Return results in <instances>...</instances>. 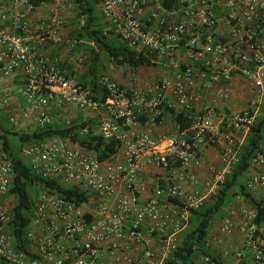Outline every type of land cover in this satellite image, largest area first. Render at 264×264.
Listing matches in <instances>:
<instances>
[{"label":"built area","instance_id":"1","mask_svg":"<svg viewBox=\"0 0 264 264\" xmlns=\"http://www.w3.org/2000/svg\"><path fill=\"white\" fill-rule=\"evenodd\" d=\"M96 8L107 30L153 53L166 74L141 88L132 72L129 90L102 77L106 95L98 97L66 75L49 50L75 43L68 32L85 25L73 0H0V72L22 75L16 92L30 108L12 112L10 124L19 128L33 110L35 129H45L54 125V110L76 108L85 122L95 121L80 128L82 135L119 144L105 161L60 136L20 148L35 176L87 196L70 201L40 187L26 250L14 247L9 211L15 200L7 194L17 173L0 147V264H166L192 211L219 194L238 163L240 144L264 104V0H179L170 9L159 0H97ZM83 60L78 57L79 64ZM1 104L9 105L6 96ZM167 112L184 114L189 127L179 131L174 121L176 135L165 133ZM72 120L68 116L66 127ZM220 141L212 177L201 190L188 191L184 181L198 184L191 168L199 164L200 146ZM245 186L264 206V139ZM193 264H264L258 208L242 197L226 204Z\"/></svg>","mask_w":264,"mask_h":264},{"label":"trees","instance_id":"2","mask_svg":"<svg viewBox=\"0 0 264 264\" xmlns=\"http://www.w3.org/2000/svg\"><path fill=\"white\" fill-rule=\"evenodd\" d=\"M159 1L165 8L169 9L174 8L179 3V0ZM73 2L76 10L79 11L77 18L84 16L85 25L78 30L68 32L67 36L76 41L69 45V54L73 58L84 56L82 66L85 72L78 75L77 79L82 85L91 86L98 97L103 96L104 98L106 95L100 83V60L103 54L118 66H127L133 72L140 68L157 67L161 64L153 53L131 48L120 40V36L114 30H107L97 11V0H73ZM72 24H76V21ZM92 42L96 44V48L90 45ZM76 59L78 60V58ZM64 66L61 64L62 70H64ZM167 113L178 124L179 131L189 127L184 114ZM6 122H9V116H0V145L11 158L17 173L7 194V197L13 196L15 200L14 207L9 211L10 227L15 236L14 247L26 250L28 246L27 232L34 211L32 199L39 192L34 194L35 190L40 187L54 188L59 195L70 201H82L87 196L74 188L56 185L52 181L35 176L31 172L30 166L25 163L24 158L19 155L20 148L24 144H30L48 136H60L96 151L98 159L105 161L117 152L119 144L118 142H105L100 137L85 136L79 132L82 126L95 124L94 119H90L88 122H82L81 119L72 120L70 127H66L62 123L54 124L45 129L37 128L32 133L13 132L12 135L16 137V140H12L9 133L4 130ZM263 139L264 104L256 117L254 126L247 134L244 144L239 148L238 163L226 174L225 183L219 194L207 201L200 209L192 211L190 226L182 234L179 249L174 258L167 261L166 264H193L194 259L201 252H204L205 237L208 234L211 220L220 216L225 205L234 201L236 197H242L253 203L259 210V221L264 224V206L247 192L245 186L251 159L261 147Z\"/></svg>","mask_w":264,"mask_h":264},{"label":"crops","instance_id":"3","mask_svg":"<svg viewBox=\"0 0 264 264\" xmlns=\"http://www.w3.org/2000/svg\"><path fill=\"white\" fill-rule=\"evenodd\" d=\"M114 32L116 31L114 30ZM69 45L70 44H67L66 42L58 43V44L52 45L49 48V50L54 56H57L61 59L60 60L61 64L65 65L63 71L66 75L74 74L77 77L78 75L83 74L85 70L84 68L76 64V61L74 60L73 57H70ZM129 80L130 82L128 81L126 86L129 89H131L134 83L131 81L130 77H129ZM135 82L137 83V79L135 80ZM22 83H23V77L21 74L16 73L12 75L11 77H4L1 75V72H0V116L1 117H8L10 116L12 112L15 113L16 111L20 109L27 110L28 112H30V108L24 96L16 92L17 87H19ZM5 96L8 98V101H9V105L7 107H3L1 104V99ZM68 113H69L68 111L57 112L54 110L52 112L54 124L64 123V121L69 116ZM33 114H34V111L31 110L29 118L25 122H23L19 128L13 127L9 122H8L9 127L4 126V130H6V132L9 133V137H11L12 140L13 138H15L14 140H16V137L12 135L13 132L32 133L35 130V125L32 122ZM85 115L86 114H82V116H80V118H82L81 119L82 121H84ZM166 120H167V125L168 123H170V125L171 123H173V125L175 124L171 116L166 115ZM208 145L209 144L200 146L199 164L193 165L191 168V172H193L198 178V184H193V183L191 184L186 181L183 182L185 188L188 191H192L194 189L201 190L203 188L204 182L212 177L209 171V167L214 164L215 165L220 164V159H221V154L223 151L224 143L221 141L218 142L216 144L218 146V149L208 148Z\"/></svg>","mask_w":264,"mask_h":264},{"label":"rangeland","instance_id":"4","mask_svg":"<svg viewBox=\"0 0 264 264\" xmlns=\"http://www.w3.org/2000/svg\"><path fill=\"white\" fill-rule=\"evenodd\" d=\"M102 54V53H101ZM78 58V57H76ZM74 58L76 61V64L82 66V64L78 63V60ZM100 79L102 77H109L115 80L117 83L120 84L124 89L129 90V88L126 86L127 82L129 80L130 75L132 74V70L127 67V66H118L115 62L109 60L105 54L101 56L100 60ZM136 75L137 83L139 87H143L146 84L153 82L157 80L158 78L162 77L163 75L166 74V71L164 68L161 66V64L157 67H151V68H140L137 71L134 72ZM130 84V83H129ZM244 97H246V92L243 90ZM68 115L70 118H73V120H80V116H82V113H80L76 108H69L68 109ZM92 116V115H90ZM167 116H170L167 114ZM169 119V118H168ZM170 120V119H169ZM6 127H9V123L6 122L5 124ZM165 133L170 134V135H176V128L174 127L173 123H168V125L164 128L163 130ZM15 138H13L14 140ZM243 138L240 139V141ZM245 140V139H244ZM217 143H212L208 145V148H217L218 146L216 145ZM244 144V141L242 144H240V147ZM239 147V148H240ZM215 165V164H214ZM39 191V188L35 190L34 194Z\"/></svg>","mask_w":264,"mask_h":264}]
</instances>
